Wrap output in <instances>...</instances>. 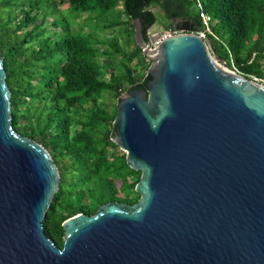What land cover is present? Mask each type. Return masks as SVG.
I'll return each mask as SVG.
<instances>
[{"label":"water","instance_id":"water-1","mask_svg":"<svg viewBox=\"0 0 264 264\" xmlns=\"http://www.w3.org/2000/svg\"><path fill=\"white\" fill-rule=\"evenodd\" d=\"M169 28L156 47L137 29L150 79L116 103L139 198L68 217L62 247L42 225L60 171L13 128L0 55V264H264V84L213 56L190 18Z\"/></svg>","mask_w":264,"mask_h":264},{"label":"trees","instance_id":"trees-1","mask_svg":"<svg viewBox=\"0 0 264 264\" xmlns=\"http://www.w3.org/2000/svg\"><path fill=\"white\" fill-rule=\"evenodd\" d=\"M200 1L212 16V33L208 35L211 51L240 74L264 82V0ZM118 2L125 14L123 24L128 42L134 44L133 51L123 58L116 41L103 42L89 32L71 31L67 16L59 10L66 3L68 13L74 16L86 11L101 17ZM196 3V0H0V55L11 91L13 128L44 145L60 171L59 189L42 222L45 234L59 247L63 245L62 222L68 217L80 212L92 214L107 201L138 200L134 186L140 171L128 166L125 153L112 140L116 135L115 124L112 126L116 107L109 113L106 108H98V101L105 92L119 99L132 88H146L149 62L136 43L135 25L146 38L148 28L157 19L151 6H159L167 21L165 28L170 29V21L175 18H190L201 26ZM57 11L60 18L55 16ZM49 16L53 19L48 24ZM118 24L120 20H112V26ZM48 25L59 29L42 37ZM101 44L109 47L102 48ZM114 65L118 69L107 81L102 76L103 68ZM87 103L95 105L96 110L85 119L74 118L72 109ZM73 125L76 126L72 129ZM97 129L104 130L101 138L94 137L93 131ZM134 174L136 180L128 183ZM93 178L97 190L86 187ZM114 178L122 179L120 189ZM72 194L75 200L71 199Z\"/></svg>","mask_w":264,"mask_h":264},{"label":"rangeland","instance_id":"rangeland-1","mask_svg":"<svg viewBox=\"0 0 264 264\" xmlns=\"http://www.w3.org/2000/svg\"><path fill=\"white\" fill-rule=\"evenodd\" d=\"M151 9L154 11L157 19H156V22L152 26H150L147 32L161 33V32L166 31L167 29L165 28V24L167 23V21L163 15L162 10L159 8L158 5H152ZM59 10L60 12L63 11V13H65V15L67 16L71 31L86 32V33L89 32L92 35H94L97 39H100L103 42L110 41V40L116 41L121 49L120 57L122 58L124 57V55L130 54L133 51L134 44L133 42H128V37L125 31V24H123V20L126 18H125L123 9H122L121 2L120 3L118 2L112 9L108 10L101 17H96L95 13L90 15L86 11L81 12L78 16H74V14L68 13L69 8L66 3L62 4V6L59 7ZM17 11L18 9L15 8L14 12H17ZM55 16L59 18L61 17L58 11L55 13ZM52 19H53V16L52 17L49 16L47 18L48 24L50 23ZM112 20H120L121 24L112 26L111 25ZM59 24H60V21H59ZM29 27L30 26H27V28ZM45 29L46 30L43 32V34H41L42 37H46L47 35H50V34L52 35L55 29L58 30L59 28L56 26L52 27L48 25L47 28ZM137 29H139V27L136 24L135 34H136ZM25 30L26 28L22 29V31H25ZM206 40H209V39H206ZM34 44L38 46L36 41L34 42ZM101 47L106 48L109 46L107 44H101ZM209 50L211 54L215 56V53L211 51L210 46H209ZM135 63H136V59L133 60L131 64L134 66ZM117 69H118L117 65H114L109 69L103 68L102 76L104 77V79L109 81L111 78V75L115 73ZM116 103H117V98L113 97L111 93L105 92L104 95L99 99L97 106L98 108H106L109 111V113H111L114 106L116 107ZM96 108L97 107L93 105L92 103H87L79 109H72L73 111L72 116L77 119H85L86 115L89 114L93 109L96 110ZM74 111H77V112H74ZM113 121L114 120H112V126H113ZM75 126L76 125H73L72 129L75 128ZM103 131L104 130L100 131L99 129L93 131L94 137L101 138ZM112 140L114 139L112 138ZM102 175L106 176V173H102ZM67 178L70 179V176H68ZM136 178H137L136 174L130 176L128 178V183L134 182ZM114 179H115V185L117 186L118 189H120V187L124 184L122 179H118V178H114ZM88 186L92 187L93 190H97L98 188L97 182L95 181L94 178L86 184V187ZM124 191L127 192V189ZM121 193L123 194V192ZM70 197L72 200L76 199L75 194L70 195ZM57 210L58 211L60 210L59 206H57Z\"/></svg>","mask_w":264,"mask_h":264},{"label":"built area","instance_id":"built-area-1","mask_svg":"<svg viewBox=\"0 0 264 264\" xmlns=\"http://www.w3.org/2000/svg\"><path fill=\"white\" fill-rule=\"evenodd\" d=\"M196 4H197V9L199 12V17L201 19V26L200 29L198 31H196V33L198 35H200L203 39H209V34L212 33L211 30V21H212V16L210 15V13H208L206 10H204L203 5L201 3L200 0H196ZM179 31H173L171 29H167L164 32H161L159 34V36H157V38L155 39V41H153L152 46L156 47L163 39L172 36L175 33H178ZM235 68V67H234ZM235 70L237 71V69L235 68ZM238 72V71H237ZM254 80L264 84L263 80L257 77H253Z\"/></svg>","mask_w":264,"mask_h":264}]
</instances>
